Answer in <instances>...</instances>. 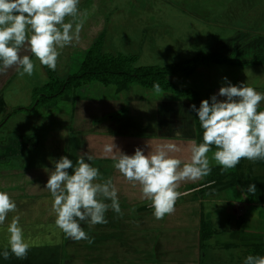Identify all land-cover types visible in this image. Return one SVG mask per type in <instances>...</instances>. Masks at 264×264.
Listing matches in <instances>:
<instances>
[{"label": "crops", "instance_id": "obj_1", "mask_svg": "<svg viewBox=\"0 0 264 264\" xmlns=\"http://www.w3.org/2000/svg\"><path fill=\"white\" fill-rule=\"evenodd\" d=\"M217 40L212 43L203 42L198 50L232 55L234 60L240 61L249 60L256 53H264L263 33L241 29L235 36ZM26 51H22L23 54ZM14 69L17 70L16 67ZM204 69L206 70H201L199 74L203 75V79L197 83L198 93L203 100L211 102L210 98L214 94L218 100L226 99L219 96L218 92L220 87L227 86L229 82L233 85L245 83L257 92L264 93V64H211ZM259 73L263 76L259 77ZM173 77L180 76L177 74ZM188 78L186 82H190ZM88 87L77 89L74 97L66 95L64 102L68 105L63 110L53 112V105L46 106L47 111L51 108L50 118L42 114H25L27 109H21L22 111L6 116L4 120L11 131L0 149H4L7 155L22 157L17 168L0 171V191L7 192L17 204V212L9 213L5 224L0 225V253L8 245L7 225L15 215L20 216L19 223L30 249L26 259H17L10 254L9 259L5 260L0 255V264H73L74 261L70 262V259L75 257L82 260L79 261L81 264H110V261L119 260L113 252L95 253L91 250L92 246L101 243L100 241L115 242V239L124 237V228L126 236L134 235L137 238L134 250L126 245V264H141L140 260H144V257L147 258L146 264H161V261L162 264H202L203 258L206 259L209 255L212 259H222L220 252L233 247H238V253L233 258L235 264H244L248 253L264 256V203L249 202L239 186L200 193L199 188L204 186V178L196 182H181L177 190L183 195L176 201L175 212L157 220L153 215L151 201L142 198L140 186L128 182L113 167L115 161L111 156L104 153L105 145L111 144L113 137V143L128 155L134 154L137 147L147 155L151 149L174 144L181 151L173 155L187 161L190 156L187 145L190 140H196L194 117L188 100L173 98L169 94L161 95L158 99L132 96L128 100L130 96L127 94L126 102H129L130 110L126 114V120L120 118L122 124L123 121L126 122L124 132L122 127V130L119 129L120 121L114 116V112L123 108L122 100L125 98L115 94L116 92L113 94L109 86L104 85L102 87L107 94L102 93L96 97L87 92L92 91ZM260 107L264 108V101H261ZM52 120L58 121L57 125L48 129ZM70 150L76 160L81 155H94L95 159L92 161H87L85 155L86 162L99 169L103 180L111 178L118 189L122 215L109 208L105 213L106 224L90 226L87 221L80 222L92 243L73 241L56 226V216L52 212L53 197L44 188L49 172L54 170L53 161H58L62 156L69 158ZM213 151L216 148H212L207 154L209 160ZM1 159L4 156L0 153ZM249 164L252 165L250 168L254 174L258 163L250 161ZM211 166L220 165L210 164ZM68 171L70 174L73 169ZM104 202L111 204L110 200ZM141 208L146 209L141 211ZM223 212L226 214L224 218L220 217ZM202 216L209 220L214 230L211 237L204 241L203 248L200 239ZM221 223L227 225L221 228ZM147 241L154 243L149 251L141 246ZM84 243H88L84 248L89 249V252H77V248H83ZM126 244L129 243L126 241ZM155 252L158 258L154 255ZM165 253L172 254L167 256ZM163 258L165 259L162 260Z\"/></svg>", "mask_w": 264, "mask_h": 264}, {"label": "clouds", "instance_id": "obj_2", "mask_svg": "<svg viewBox=\"0 0 264 264\" xmlns=\"http://www.w3.org/2000/svg\"><path fill=\"white\" fill-rule=\"evenodd\" d=\"M79 3L80 0H0V74L12 67L21 77L33 74V60L22 56V50L30 51L41 65L55 71L61 51L80 40L87 11L81 12ZM153 89L157 94L162 92L158 83ZM218 95L226 99L218 100L214 94L211 102L202 100L198 109L191 105L203 129V142L189 141L187 161L173 155L181 151L174 144L151 149L147 155L139 147L134 154H125L113 143V137L112 143L104 147L105 155L115 161L113 167L128 182L138 184L142 198L151 201L157 220L175 212L176 201L183 195L177 190L181 182H196L210 174L207 154L213 145L216 151L212 159L224 171L236 167L241 159L264 160V111H258L264 93L245 83L229 82L220 87ZM85 155L87 161L95 159L94 155ZM85 155L79 156L75 166L67 156L53 161L54 170L49 172L44 188L53 197L56 226L73 241L92 243L80 222L87 221L90 226L106 224L109 208L121 215L122 212L113 180H103L99 169L86 162ZM69 169H73L71 174ZM248 191L255 193L256 185H248ZM15 212L16 202L0 191V225L5 224L9 213ZM19 221L20 216L15 215L7 225L8 245L0 253L5 260L10 254L17 259L27 258L30 244ZM244 264H264V256L248 255Z\"/></svg>", "mask_w": 264, "mask_h": 264}, {"label": "rangeland", "instance_id": "obj_3", "mask_svg": "<svg viewBox=\"0 0 264 264\" xmlns=\"http://www.w3.org/2000/svg\"><path fill=\"white\" fill-rule=\"evenodd\" d=\"M79 9L81 12L87 11V17L80 32V40L61 51L55 71L41 65L36 57L29 53L30 51L25 50L26 52L23 54L22 51L24 50H22L21 55H28L29 53L33 60L35 65L33 74L31 76L25 74L21 77L14 67L8 69L6 73L0 74V146L6 142L11 131L4 124V120L7 118L6 116L16 113L17 109L26 110L24 108L32 106L25 111V114H42L50 118L51 108L50 111H47L46 105H53L55 107L53 112L67 107L68 104L64 102V97L65 94L74 96L71 93V86H68L56 97L46 98L44 101L41 100L38 105L36 104L40 93H51L55 89L52 85L53 80H63L68 74H74L78 71L89 48L93 51V57H97V55L102 57L101 53H107V57L116 56L122 59H126V56H132L135 60L134 63L130 64L131 68L149 65L164 66L192 58L201 51L198 48L203 42L204 44L212 43L218 38L235 36L241 29L264 34V0H80ZM203 53L209 54L205 51ZM201 70L206 69L199 67L188 78L190 82H186L187 77L183 73L178 74L180 77H168V80L182 88H190L199 92L197 83L203 79V75L199 76ZM260 76L263 75L259 73ZM88 86L87 89L92 88V91L87 92L96 97L102 93L107 94L102 85L96 82ZM109 88L113 94L116 92L114 84L109 85ZM118 94L125 100H122L123 108L114 112V116L119 119V126L121 125L119 129L122 130V127L124 132H126V122L123 121L122 124L120 118L123 117L126 120V114L130 110L129 102H126L127 94L130 96L128 100L132 96L134 98L152 97L158 99L159 96L166 94L173 98H182L171 91L162 90L161 93L157 94L153 88L138 83H132L127 90ZM57 122L50 121L48 129L56 126ZM3 150L0 149V153L4 156V159L0 160V171L17 168L22 155H7ZM72 154L73 151L70 150L69 159L74 162L76 157ZM210 161H212L210 164H217L212 158ZM249 162L244 159L243 168L245 170L250 165H248ZM73 165L75 166L74 163ZM255 170L253 175L256 174L262 179L264 177L263 166L258 163V168ZM137 204L141 205L140 202ZM220 214L222 218L226 215L224 212ZM224 225L227 224L221 223V228ZM124 229V237L115 239V242L102 243L100 241L101 243L96 244L98 247L93 245L91 250L95 253L109 252L112 254L113 252L115 258L119 260L110 261V264H126V245L134 250V243L137 238L134 235L126 236V228ZM126 241L129 244H126ZM86 244L88 243L83 244V248L78 247L77 252H89V249L84 248L87 246ZM153 245L152 241L141 244L142 248L147 249V251L152 249ZM138 246L140 245L138 244ZM237 250L238 247L223 249L220 252L222 259H212L209 258L211 257L209 255L208 258H203L202 264H235L233 258L238 253ZM165 254L169 256L172 253ZM154 255L157 257L156 252ZM189 257L187 256L188 259H190ZM71 259L70 262L74 261L73 264H81L79 261L82 262L76 257ZM146 260L147 258L144 257L140 263L146 264Z\"/></svg>", "mask_w": 264, "mask_h": 264}, {"label": "trees", "instance_id": "obj_4", "mask_svg": "<svg viewBox=\"0 0 264 264\" xmlns=\"http://www.w3.org/2000/svg\"><path fill=\"white\" fill-rule=\"evenodd\" d=\"M101 53V50L99 51ZM92 49H88L84 59L81 62L80 68L74 74H68L63 80H53L52 85L55 89L51 93H40L37 104L46 98H53L65 91L68 86H71V93L75 94L77 89L88 86L91 83L98 82L104 86L115 85L116 93L129 88L132 83H138L150 88L158 83L162 90L171 91L180 95L190 102L191 105H195L198 109L200 103L203 100L200 94L190 88H182L173 84L168 80L170 76L180 73L185 74L186 77L192 76L199 67H207L211 64L220 65H235V66H252L264 64V53H256L249 60H234L232 55H222L218 53L204 54L203 51H199L192 58L170 63L164 66H136L132 67L130 64L134 63L135 58L132 56H126V59L120 57H107V53H101L103 56L93 57ZM126 60V63H125ZM126 64V68H125ZM54 83V84H53ZM45 86V85H44ZM69 95V94H65ZM42 97V98H41ZM74 97V96H73ZM48 106V105H46ZM29 108H25L29 110ZM22 109V108H21ZM17 109V110H21ZM258 111H264L263 107H260ZM194 117V124L196 129V141L197 144L202 143L203 129L200 126L198 115L196 111L192 110ZM212 148H215L213 145ZM244 159H241L239 164L232 169L226 171L222 170L221 166H211V172L204 177V186L199 188L200 193H204L206 190L217 191L226 189L229 187L239 186L245 193L249 202L264 203V177L262 179L256 174L253 175L250 165L247 170L243 168ZM256 163H260L264 168V160H257ZM256 185L255 193L248 191V185ZM145 210L144 208H141ZM214 232L212 224L204 216L201 218L200 227V239L201 247H204V241H207ZM250 249V247H248ZM250 255V253H248Z\"/></svg>", "mask_w": 264, "mask_h": 264}]
</instances>
